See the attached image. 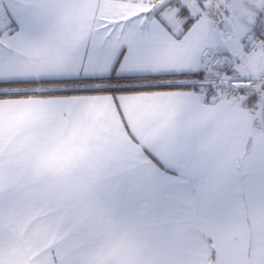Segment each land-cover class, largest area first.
Wrapping results in <instances>:
<instances>
[{"label": "snow or ice", "instance_id": "1", "mask_svg": "<svg viewBox=\"0 0 264 264\" xmlns=\"http://www.w3.org/2000/svg\"><path fill=\"white\" fill-rule=\"evenodd\" d=\"M131 5L0 0V131L16 134L18 124H4L15 110L80 113L54 136H25L38 147L17 159L13 175L0 154V252L27 221L50 237L39 264H101L97 250L114 220L153 228L198 212L214 223L233 202L264 204V159L237 165L211 198L203 195L225 147L246 150L254 140L264 158V0ZM24 58L52 67L19 75ZM32 84L57 87H11ZM30 91L54 99H19ZM114 153L127 163L112 176L104 221L61 229L68 175Z\"/></svg>", "mask_w": 264, "mask_h": 264}, {"label": "crops", "instance_id": "2", "mask_svg": "<svg viewBox=\"0 0 264 264\" xmlns=\"http://www.w3.org/2000/svg\"><path fill=\"white\" fill-rule=\"evenodd\" d=\"M109 0H100L104 11H115L132 6L131 0H110L112 8L105 7ZM101 8L97 10L100 11ZM134 7V11H139ZM132 14V13H128ZM52 67V62L24 58L17 74L43 75ZM57 87V85H51ZM89 95V94H80ZM27 100H52L51 96L19 98ZM111 115L117 124L121 116L114 106ZM97 118L98 113H94ZM128 113L125 112V115ZM80 113L54 111L15 110L7 115L4 124H18L16 134L10 136L0 131L3 143L0 154L4 161L5 175H13L16 161L22 156L34 155L38 147L25 142V136H54L65 121ZM15 150V158L9 155ZM261 157L253 141L245 150L240 143L238 150L231 146L216 157L210 169L213 178L204 190V198H211L226 181L228 173L237 165L256 163ZM127 162L122 154L114 153L97 163L90 159L84 166L73 170L60 189L64 214L59 222L61 229L89 219L102 222L105 219L106 193L110 189L113 174ZM107 237L98 247L96 259L101 264H209L211 251L214 264H261L264 260V204L258 200L237 201L226 206L221 218L214 223H205L196 212L168 225L144 228L121 220L107 223ZM50 237L45 239L37 230L35 222L22 221L17 234L6 242L0 260L3 264H39L46 254Z\"/></svg>", "mask_w": 264, "mask_h": 264}, {"label": "trees", "instance_id": "3", "mask_svg": "<svg viewBox=\"0 0 264 264\" xmlns=\"http://www.w3.org/2000/svg\"><path fill=\"white\" fill-rule=\"evenodd\" d=\"M11 87L20 88V89H43V88H50L51 85L32 84V85H16V86H11ZM36 96L38 97L41 95H38V94L30 91L26 97H36ZM26 97H20V98H26ZM209 264H214L212 251H211V256L209 259Z\"/></svg>", "mask_w": 264, "mask_h": 264}]
</instances>
